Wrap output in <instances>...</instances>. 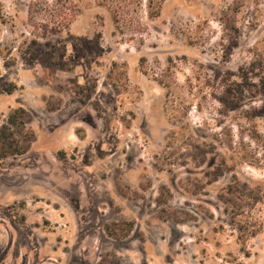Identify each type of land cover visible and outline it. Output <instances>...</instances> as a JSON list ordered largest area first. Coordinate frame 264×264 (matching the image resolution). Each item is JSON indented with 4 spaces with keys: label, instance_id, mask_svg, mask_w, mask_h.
Masks as SVG:
<instances>
[{
    "label": "rangeland",
    "instance_id": "1",
    "mask_svg": "<svg viewBox=\"0 0 264 264\" xmlns=\"http://www.w3.org/2000/svg\"><path fill=\"white\" fill-rule=\"evenodd\" d=\"M145 1L0 0V264H264V0Z\"/></svg>",
    "mask_w": 264,
    "mask_h": 264
},
{
    "label": "trees",
    "instance_id": "2",
    "mask_svg": "<svg viewBox=\"0 0 264 264\" xmlns=\"http://www.w3.org/2000/svg\"><path fill=\"white\" fill-rule=\"evenodd\" d=\"M57 4L63 5L65 0H55ZM73 1V0H68ZM99 5L105 6L112 10L113 13V23L116 29H120V24L124 21H128L131 25H136L137 22L132 19L133 16H137L138 9L142 5V0H96ZM166 0H146L145 5L147 9V17L153 20L159 16L162 4ZM134 20V22H133ZM18 112V111H17ZM9 123L15 127H18L16 113L9 117ZM14 132L11 133L13 135ZM256 232H251V236H254Z\"/></svg>",
    "mask_w": 264,
    "mask_h": 264
}]
</instances>
